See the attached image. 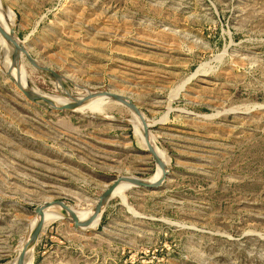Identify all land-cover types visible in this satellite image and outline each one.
I'll use <instances>...</instances> for the list:
<instances>
[{"label":"rangeland","instance_id":"1","mask_svg":"<svg viewBox=\"0 0 264 264\" xmlns=\"http://www.w3.org/2000/svg\"><path fill=\"white\" fill-rule=\"evenodd\" d=\"M0 4L38 65L0 44V264L35 207L88 213L117 176L155 173L132 111L95 91L131 101L167 174L110 197L95 228L45 223L30 264H264V0Z\"/></svg>","mask_w":264,"mask_h":264},{"label":"water","instance_id":"2","mask_svg":"<svg viewBox=\"0 0 264 264\" xmlns=\"http://www.w3.org/2000/svg\"><path fill=\"white\" fill-rule=\"evenodd\" d=\"M0 33L4 36V38L9 43H11L16 48L17 53H21V55L24 58H26L27 61L31 65H33L35 67H38V65L35 62V60H33L31 58V56L24 49V47L21 44V42L15 37L14 28L13 27L10 28L7 32H5L0 26ZM53 75H54V78H55V80L57 82L65 85L63 79L59 75H57V74H53ZM88 95L91 96V97H106V98L114 100L116 102H123V103L126 104V106L128 107L129 110H131L133 113L138 115V112L135 109V107L133 106V104L131 103V101L128 100L127 98L123 97V96L112 95V94H108V93H104V92H98V91L90 92ZM39 104H41V103H39ZM60 109H70L71 110L72 107H70V106H62ZM141 123L143 124L142 120H141ZM143 136L145 138V143H146V147H147L146 151H148L153 156L154 160L159 165L163 166V163L161 162L159 157L153 151L152 143H151V140L148 137L147 129H146L145 126L143 127ZM163 170L164 171H163L161 177L154 184L139 180V179H137L136 177H133V176H128V175L117 176L114 179V181L108 187H106L103 190V192L100 194V196L98 197L97 202H96L95 206L93 207V213L91 214V216L89 218L83 220V221H80L78 219V217L74 213V210L71 207H69L63 200L44 202L41 205L35 207L34 213H35V215L37 216V219H38L36 228H35L32 236L24 244L23 249L21 250L20 254L17 255L15 264H22L23 263V259H24L25 254H26V251L29 248H33L34 245L36 244V242H37V240L39 238V235L41 233L42 227H43L42 226V216H43V212H44L45 209L49 208L52 205H57L63 211H65L67 214H69L70 217H68L67 219L70 220L71 222H73L75 228H77V229H85V227H87L91 223V221L95 217V215L99 212V210L104 206L106 201L110 198L111 192L113 191V189L116 187V185L120 181H126V182H129V183L135 185L136 187H141V188L156 187L157 185H159L163 181V179L165 178V175L167 174V169L164 168Z\"/></svg>","mask_w":264,"mask_h":264},{"label":"bare ground","instance_id":"3","mask_svg":"<svg viewBox=\"0 0 264 264\" xmlns=\"http://www.w3.org/2000/svg\"><path fill=\"white\" fill-rule=\"evenodd\" d=\"M13 22V18H12V16H11V14H10V12H7V11H4V9H2V7H1V4H0V26L2 25V29L5 31V32H7L10 28H12V23ZM0 44H1V47H2V49H3V47H6V48H11L12 49V51H17L16 50V48L11 44V43H9L5 38H4V36L2 35V34H0ZM9 50V49H8ZM4 52V51H3ZM3 60V59H2ZM4 62H6V61H4ZM2 63V62H1ZM2 67V66H1ZM2 70V69H1ZM4 71V70H3ZM17 71L15 70V72H13L14 73V75L16 76V73ZM18 73V72H17ZM17 77V76H16ZM17 78H19V77H17ZM22 83H23V85H25V81H24V77H23V75H22ZM20 80V81H21ZM31 89V88H30ZM33 89V88H32ZM35 91V90H34ZM90 93V92H89ZM88 93V94H89ZM41 94V93H40ZM48 94V93H47ZM88 94H84V96H89ZM32 96L34 97V99L36 100V101H38V102H46L47 100H46V98L48 99H50V96L48 97V96H46V95H42L41 97L40 96H36L34 93L32 94ZM91 99H90V101L92 100L93 101V99H95V98H100V99H95L96 101H93V102H98V100L100 101L101 100V98H106V97H91V96H89ZM54 98V97H53ZM51 98V100L53 101V103L51 102V105H52V107H59V106H65L64 104H66L67 102H69V99H64V98H61V99H57L56 97V99L54 98ZM48 99V100H49ZM91 101V102H92ZM50 102V101H49ZM47 103V102H46ZM87 103H89V101L87 102ZM86 103V104H87ZM116 103H118V104H122V105H124V106H126V104L125 103H123V102H116ZM89 104H91V103H89ZM89 105H87V107H88ZM87 107H82V106H80V107H77V106H74V108H72V110H74V111H76V112H83ZM91 107H93V106H90V108ZM76 108V109H75ZM133 113V112H132ZM133 115V117H134V123H135V125H134V129H135V133H136V135L138 136V138H139V140L141 141V144H142V146L144 147V149L146 150L147 149V147H146V143H145V138H144V136H143V127L145 126L146 127V123L141 119V117L139 116V115H136L135 113H133L132 114ZM164 119V118H163ZM141 120H142V122H143V124L141 123ZM133 123V124H134ZM142 137H143V139H142ZM153 147V151L155 152V154L159 157V159L161 160V162L163 163V166H161V165H159L157 162V168H156V171H155V173L151 176V177H149V178H147V179H139V178H137V179H139V180H142V181H145V182H149V183H152V184H154V183H156L158 180H159V178L161 177V175H162V173H163V169L164 168H166V169H168V161H167V159H166V157H165V154H164V152L163 151H159V150H157L156 148H155V146L153 145L152 146ZM132 187H136L135 185H133V184H131V183H129V182H126V181H120L117 185H116V187L113 189V191L111 192V195H110V197H112V196H119V197H121V198H123L124 197V192H125V190H127V189H131ZM102 209H103V207L99 210V212L95 215V217L92 219V221H91V223L87 226V227H90V228H95V226H97V223H98V221H99V217H100V214H101V212H102ZM74 213L76 214V216L78 217V219L80 220V221H83V220H85V219H87V218H89L90 216H91V214L93 213V209L91 208L90 210H88V213H84V212H77V211H74ZM68 217H70L69 216V214H67L65 211H63L59 206H57V205H52V206H50L49 208H47V209H45L44 210V212H43V216H42V226L45 224V223H47V222H49V221H54V220H56V219H58V218H68ZM34 218H35V220H34ZM33 219H32V221H33V223L32 224H30L29 226L31 227V229L28 231V233H27V237H26V239L21 243V246L19 247V250H18V252H17V254H16V256H15V258L9 263V264H15V262H16V258H17V255L18 254H20V252H21V250L23 249V246H24V244L29 240V238L32 236V234H33V232H34V230H35V228H36V225H37V216H35ZM45 225H47V224H45ZM87 227H85V228H87ZM88 229V228H87ZM42 230H44V229H42ZM31 250H32V248H29L27 251H26V254H25V257H24V259H23V263L22 264H30V260H31V255H30V253H31Z\"/></svg>","mask_w":264,"mask_h":264}]
</instances>
